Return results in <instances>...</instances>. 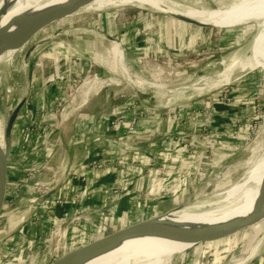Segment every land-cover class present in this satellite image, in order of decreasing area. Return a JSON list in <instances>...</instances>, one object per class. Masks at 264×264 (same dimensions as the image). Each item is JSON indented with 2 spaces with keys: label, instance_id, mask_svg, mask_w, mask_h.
Instances as JSON below:
<instances>
[{
  "label": "crops",
  "instance_id": "obj_1",
  "mask_svg": "<svg viewBox=\"0 0 264 264\" xmlns=\"http://www.w3.org/2000/svg\"><path fill=\"white\" fill-rule=\"evenodd\" d=\"M98 13L94 24L66 27L37 41L32 56H23L16 73L4 77L9 87L16 83L8 109L20 100L24 104L9 140V209L1 220L0 264H49L113 230L217 197L242 181L251 166L256 147L246 142L252 115L247 89H232L235 99L229 103L216 95L189 106L180 105L179 97L147 106L131 98L118 101L95 78L117 71L123 59L113 57L107 36L137 51V26L112 25L106 22L108 12ZM91 61L98 68L78 86L66 114L57 117V99L68 96L67 87ZM202 106L210 115L189 121L191 109ZM143 109L148 114L131 125ZM167 109L178 112L170 116ZM48 167L56 181L38 196L34 182L50 176ZM34 169L42 174L24 182ZM77 211L79 221L55 230ZM220 240L195 246L181 264H225L224 254L233 251ZM263 242L264 237L251 255L252 246L243 252L242 264H264Z\"/></svg>",
  "mask_w": 264,
  "mask_h": 264
},
{
  "label": "rangeland",
  "instance_id": "obj_2",
  "mask_svg": "<svg viewBox=\"0 0 264 264\" xmlns=\"http://www.w3.org/2000/svg\"><path fill=\"white\" fill-rule=\"evenodd\" d=\"M175 1L186 6L215 8L217 6H223L231 0ZM108 8L103 10L108 12L105 16L106 22L109 24L136 23L137 33L139 35V48L137 51L134 49L130 50L126 45L120 44L123 52V59L121 64L117 67L118 70L113 73H108L103 78H95L104 89L111 91V94H114V97L118 101L131 98L135 99L136 102H138L137 104L142 106H147L150 103L158 101L168 100V102H170L173 101L171 99H176L177 97H179L178 101L181 102L180 105L189 106L196 102L208 101L215 95L218 98L226 87L230 90L234 88H245L248 91L245 101H248L249 105H251L250 109L253 115L249 117L251 120L248 126L250 139L246 140V142H248L247 144H249V148L256 147V153L254 154L252 162L263 153L264 62L257 69L248 70L247 72L246 70H241L239 67H233L229 73V83L218 87L212 86L211 84L223 74L225 69V64L223 62L228 61L229 57L234 53H236V58L242 57L245 53V46L248 41L264 31V16L255 13L247 16L229 17L224 13H210L213 19L225 18L229 20L231 18H246V20L242 22H228L225 19H217L220 20L223 25H217L218 28H214L211 26L203 27L185 23L177 17L169 15L170 13H174L172 11L159 12L137 6ZM100 11L81 7L76 11L77 13L74 12L63 20L54 22L56 26L53 25V23L45 26L26 42V46L19 53L11 57V69L16 73V65L19 59H21L29 49V55L32 56L35 44L40 39H47L52 33L58 30L61 31V29L69 26L87 27L91 23H96L98 20V12ZM84 14L87 15L85 16ZM178 14L187 15L184 12ZM14 20L15 24L13 23L10 29H6L4 33L0 34L1 36H5L6 38L13 37L17 27V20ZM104 55L107 56V54ZM104 55H102L101 58ZM88 64L87 70L89 71L85 69L84 73L80 76L81 78H77L75 81L76 83H74L75 85H71L70 88H77L85 78L90 79L93 76L92 71L94 68H98V66H95L93 61ZM15 88L16 83L9 87L5 82V78H0V122L2 124L1 133L5 143L4 148L7 145L4 127L7 117L12 110L8 108L11 101H13ZM234 99L235 97H233L232 101H234ZM142 111L148 114L147 110L143 109ZM190 112V116L198 113V117L202 114L208 117L211 113L206 106H202L200 109L196 110L191 109ZM55 115L58 117L57 112ZM254 124H256L255 127ZM17 191L20 192V189H16V193H18ZM8 209L9 207L7 206L6 213ZM254 210L255 209L251 210V213ZM241 215L242 214L235 215L230 218ZM1 223L2 221L0 222V232L2 229ZM263 235L264 220L262 222L258 220L252 224V227L237 231L225 237L223 240H220L222 245L230 246V252L233 251V253L227 252L224 254L226 258L224 259V263L229 264L236 260V258H241L257 239L264 237ZM202 245L206 244L202 243ZM194 247L180 252V254L172 258L169 264H181L187 261V259L191 257ZM185 257H187V259H185ZM150 262L151 260H145L137 264H149Z\"/></svg>",
  "mask_w": 264,
  "mask_h": 264
},
{
  "label": "bare ground",
  "instance_id": "obj_3",
  "mask_svg": "<svg viewBox=\"0 0 264 264\" xmlns=\"http://www.w3.org/2000/svg\"><path fill=\"white\" fill-rule=\"evenodd\" d=\"M70 1L72 0H2L0 1V34L4 33L6 29H10V27L13 26V23L15 24L14 19H16L17 27L13 35L14 37L26 30L32 24H35L53 8ZM126 6L149 8L159 12L172 11L174 13H170L169 15L175 16L185 23L203 27L211 26L214 28H218L217 25H223L222 22L217 19L225 18L213 19V16H211L210 13H224L229 17L247 16L255 13L264 16V0H231L225 5L217 6L215 8L186 6L175 0H92L83 7L100 11L108 7L124 8ZM182 12L187 15L178 14ZM225 20L228 22H242L245 21L246 18H231ZM53 25L55 24L53 23ZM10 38L12 37L6 38L5 36L0 35V44ZM25 46L26 43L18 48L9 49L0 55V78L13 76L11 57L16 53H19ZM111 52L113 57L117 59L122 58V49L119 42H112ZM235 55L236 53L232 54L228 61L223 62L225 64L224 72L219 76V79L212 82V86L218 87L229 83V73L233 67H239L241 70H246L247 72L248 70L251 71L257 69L264 62V31L248 41L245 46V53L242 57L236 58ZM86 59L88 60V58ZM1 126L2 124L0 122V149L2 150L4 149L5 143L1 133ZM262 152L263 153L251 163V166L242 181L227 189L222 194L211 200L187 205L158 216L152 222L157 228L155 231L143 229L136 234L110 244L94 256L79 262L78 264H137L145 260H151L149 264H169L173 257L191 246V242L179 238L177 236L178 234L215 226L230 219H238L239 221V225L235 232L247 227H252V224L258 220L262 222L264 220V193L261 194V190L264 188V150ZM253 209L255 210L252 213L245 216L241 215L230 218ZM262 238L263 237H260L254 242V244H252V248L248 255H251L256 251ZM246 259L247 258H240L232 264H242Z\"/></svg>",
  "mask_w": 264,
  "mask_h": 264
},
{
  "label": "water",
  "instance_id": "obj_4",
  "mask_svg": "<svg viewBox=\"0 0 264 264\" xmlns=\"http://www.w3.org/2000/svg\"><path fill=\"white\" fill-rule=\"evenodd\" d=\"M92 0H72L70 2L63 3L52 10H50L45 16L40 18L35 24H32L26 30L20 34L3 41L0 44V55L5 53L9 49L18 48L30 40L36 33L42 30L45 26L52 24L57 21L63 20L65 17L78 11L79 8L83 7L85 4ZM112 41H117L114 37L107 36ZM14 40V42H13ZM13 42V43H12ZM30 50V49H29ZM29 50L25 53L24 57L29 56ZM24 104L23 100H20L16 106L11 110L7 117L4 134L7 140V145L4 149H0V221L5 216L7 202H8V153H9V140L11 137V132L18 116L20 109ZM264 193V188L261 190V194ZM51 194V193H49ZM46 195L47 196H49ZM158 217V216H157ZM156 217L141 220L137 223H133L126 227H121L119 229L108 232L101 235L91 241L84 243L74 249H71L62 255L53 259L49 264H78L98 253L100 250L106 248L110 244L127 238L137 232L147 229L156 230V226L153 225V220ZM238 219H230L224 223L203 228L200 230L178 234L177 236L185 241L191 242V247H194L202 243H210L220 239H223L235 232L237 226L239 225ZM188 249V248H187ZM186 250V249H185Z\"/></svg>",
  "mask_w": 264,
  "mask_h": 264
},
{
  "label": "built area",
  "instance_id": "obj_5",
  "mask_svg": "<svg viewBox=\"0 0 264 264\" xmlns=\"http://www.w3.org/2000/svg\"><path fill=\"white\" fill-rule=\"evenodd\" d=\"M55 79L64 80L65 78H64V76L56 75ZM78 88L79 87H77V88L68 87V96L66 98H58L57 99L56 104H55V111L54 112H57L61 116L65 115L66 114V108L74 100V98H75L74 93H76L78 91ZM232 99H233L232 93H231V90L228 87L224 88L222 93H221V95L218 97V101L221 102V103H229V102L232 101ZM168 112H169L170 116H172V115L174 116V114L176 115L178 111L175 110V109H168ZM146 114L147 113H144L143 111H139L137 113V115L132 117L131 125L136 124L138 119L144 118L146 116ZM197 114L198 113H195L192 116L189 115L187 117L188 120L189 121H195L196 118L198 117ZM255 126H256V124H254V127ZM47 169L51 172L50 176L47 177V178L41 179V180L40 179L36 180L34 182V185H33L32 189L38 196H43L48 191H50L51 188L53 187L55 181H56L54 169L50 168V167H48ZM41 174H42V169H34L32 171L26 172L24 177L22 178V180L24 182H28V181L34 180L36 175H41ZM14 194H17L16 191H14ZM58 202H62V201L58 200ZM81 218H82L81 212L77 211L68 220L61 219V221L57 224L55 230L57 231L60 226H64V225H66L68 223L77 222Z\"/></svg>",
  "mask_w": 264,
  "mask_h": 264
}]
</instances>
